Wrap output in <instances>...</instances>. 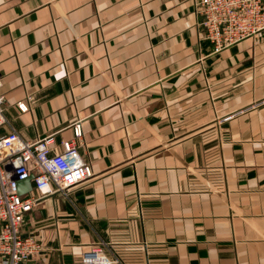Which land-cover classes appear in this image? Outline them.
I'll use <instances>...</instances> for the list:
<instances>
[{"label":"crops","instance_id":"obj_1","mask_svg":"<svg viewBox=\"0 0 264 264\" xmlns=\"http://www.w3.org/2000/svg\"><path fill=\"white\" fill-rule=\"evenodd\" d=\"M194 0H0L6 123L93 176L22 226L33 264H264V30L214 53ZM27 102L22 112L18 103Z\"/></svg>","mask_w":264,"mask_h":264},{"label":"built area","instance_id":"obj_2","mask_svg":"<svg viewBox=\"0 0 264 264\" xmlns=\"http://www.w3.org/2000/svg\"><path fill=\"white\" fill-rule=\"evenodd\" d=\"M204 39L220 53L264 30V0H194ZM2 83L0 81V88ZM5 96L0 93V127L6 123ZM22 112L27 102L18 103ZM32 179V190L18 192V183ZM93 176L81 123L73 137L58 144L54 135L25 141L17 132L0 137V264H31L43 251L33 235L22 231L25 217L40 201L68 190ZM81 264H121L99 245H91Z\"/></svg>","mask_w":264,"mask_h":264},{"label":"water","instance_id":"obj_3","mask_svg":"<svg viewBox=\"0 0 264 264\" xmlns=\"http://www.w3.org/2000/svg\"><path fill=\"white\" fill-rule=\"evenodd\" d=\"M32 179H33V177L31 176L27 180L20 181L18 183V192L20 195H24V194H26L32 190V182H31ZM31 264H33V263H31Z\"/></svg>","mask_w":264,"mask_h":264}]
</instances>
